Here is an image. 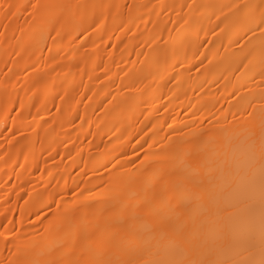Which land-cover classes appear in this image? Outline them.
<instances>
[{
    "label": "bare ground",
    "instance_id": "obj_1",
    "mask_svg": "<svg viewBox=\"0 0 264 264\" xmlns=\"http://www.w3.org/2000/svg\"><path fill=\"white\" fill-rule=\"evenodd\" d=\"M7 3L29 6L11 23L0 10V233L21 232L15 258L264 264V50L245 15L258 22L264 0Z\"/></svg>",
    "mask_w": 264,
    "mask_h": 264
},
{
    "label": "snow or ice",
    "instance_id": "obj_2",
    "mask_svg": "<svg viewBox=\"0 0 264 264\" xmlns=\"http://www.w3.org/2000/svg\"><path fill=\"white\" fill-rule=\"evenodd\" d=\"M28 7H29L28 5L19 4V3L0 4V10L4 11V19L8 20L9 23H11V20L14 19L22 11H26ZM30 7L32 11L29 12V16H34V14L39 9H41V7H47V6H41L40 4H33V5H30ZM245 7H248V6H245ZM245 15L251 17L252 23L255 25V27L250 28L249 31L255 34V29L256 28L260 29V36H259L260 47L262 50H264V11L260 13L258 22H257V19L252 16L251 12L245 13ZM245 35H247V33ZM241 39H243V37ZM249 42H251V37H249L248 40L245 41V43H249ZM261 75H262V79H264V72H262ZM260 153H261V182H262V185H264V135H262V138H261ZM145 159H148L147 155L145 156ZM57 208L59 209V205L57 206ZM8 233H11L12 242L14 243V246H15V254L13 256H10L9 258H5L2 264H32L31 261H28V260L20 261L15 258L20 255V253L24 250V247H25L24 237L21 235V232L17 231L15 227L5 228L4 232L0 233V237H5V243L8 242L7 240Z\"/></svg>",
    "mask_w": 264,
    "mask_h": 264
}]
</instances>
